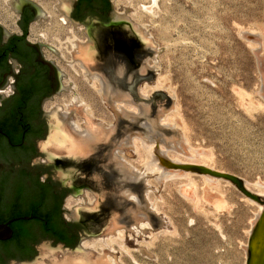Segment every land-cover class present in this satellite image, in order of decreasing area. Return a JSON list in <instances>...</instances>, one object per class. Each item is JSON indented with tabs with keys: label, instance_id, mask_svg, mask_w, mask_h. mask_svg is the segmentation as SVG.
I'll return each mask as SVG.
<instances>
[{
	"label": "rangeland",
	"instance_id": "374dc122",
	"mask_svg": "<svg viewBox=\"0 0 264 264\" xmlns=\"http://www.w3.org/2000/svg\"><path fill=\"white\" fill-rule=\"evenodd\" d=\"M151 3L152 0H122L120 6L113 3L116 10L130 17L136 27L134 34L153 51L132 89L116 92L105 80L112 94L108 103L115 110L124 98L132 101L127 104L131 110L127 117L120 109L115 117L112 107L91 91L71 43L60 45L50 39L60 47V67L67 74L64 84L74 85V79H78L89 97L87 102L96 110L93 120L116 124L112 140L102 143L89 156L96 158L88 160L90 163L104 169H91L89 164L91 170L85 171L74 160L60 162L55 170L68 187L75 185L76 179L79 185L96 181L97 188L84 187L82 195L71 194L68 202L74 207L86 201L97 202L96 210L107 220L101 234L86 239L84 246L92 240L109 242L118 236L112 248L106 242L97 248L88 247L98 254L116 253L122 264H246L250 231L259 210L257 202L233 183L223 179L208 181L196 171H182L184 175L166 178L168 167L161 162L159 170L149 171L147 162L151 159L140 144L139 150L133 144L126 153L119 150L117 141L132 136L157 140L153 141L155 148L164 157L187 165L207 164L234 174L250 190L264 196V0H157L152 11L143 8ZM136 13L142 18L137 19ZM67 21L59 23L65 28L63 34L59 33L63 41L74 33L78 43L86 41L87 36ZM49 22L50 18L37 21L33 32L43 33L54 19ZM139 25L142 30L137 29ZM91 47L98 56L94 44ZM91 67L103 73L98 60ZM75 89L60 95L64 112L68 103L63 99ZM134 111L138 112L133 114ZM73 113L74 120L84 122L82 115ZM49 135L50 132L41 144ZM181 147L186 148V154L179 151ZM111 151L123 155L134 172L144 171V176L133 179L132 184L119 159L109 162ZM61 170L71 178H62ZM190 182L194 188L186 197L182 188ZM123 188H130L142 204L139 206L135 198L123 194ZM136 207L150 217V228L141 234L132 232L141 224L135 219ZM65 214L69 217L68 212ZM111 220L118 223L113 233L109 230ZM119 230L124 231V240L119 238ZM46 243L54 249L62 245L42 240L37 243L39 253L31 260H11L8 264H32L47 258ZM75 248L60 247L54 257L61 261L74 256Z\"/></svg>",
	"mask_w": 264,
	"mask_h": 264
},
{
	"label": "flooded vegetation",
	"instance_id": "af4514ba",
	"mask_svg": "<svg viewBox=\"0 0 264 264\" xmlns=\"http://www.w3.org/2000/svg\"><path fill=\"white\" fill-rule=\"evenodd\" d=\"M20 1L17 9L9 5L13 19L0 11V217L3 220L0 224L12 219L15 220L9 223L10 226L17 220L30 222L32 242L29 247L32 250L15 246L6 248L5 243L13 234L7 239H0V264L34 257L37 253L38 228L42 236L68 247L79 244L86 231L82 222L74 221L65 214L72 209L67 207V202L74 194V186L68 187L54 177L55 168L62 161L51 160L43 148L45 142L41 144L51 126L52 113L56 110L60 112V93L65 90L60 47L46 39L44 33L33 32V26L39 19L50 18L49 23H52V17L41 1ZM54 1L52 10L60 23V0ZM113 3L114 0H71L69 16L65 15L68 19L66 23H71L82 33L85 34L87 30L97 33L98 64L108 73L116 71L120 59L132 64L135 58L142 60L144 56L141 46L131 45L129 28L124 25L126 15L116 10ZM131 36L137 38L136 34ZM92 159L89 157L75 164L85 171L104 169L88 161ZM93 160L96 161V158ZM86 162L88 164H84ZM94 182L80 185L97 188ZM75 183H78L77 179ZM17 193L21 194L20 206L24 210L33 200L40 199L41 209L51 210L55 214L53 222L58 223L66 233L67 242L44 233L43 225L47 220L40 213L10 217L16 205Z\"/></svg>",
	"mask_w": 264,
	"mask_h": 264
},
{
	"label": "bare ground",
	"instance_id": "6f19581e",
	"mask_svg": "<svg viewBox=\"0 0 264 264\" xmlns=\"http://www.w3.org/2000/svg\"><path fill=\"white\" fill-rule=\"evenodd\" d=\"M8 1L9 0H0V5L2 6V7H0V11L3 13L4 16H6L10 19H13V15L10 13V7L8 4ZM39 1L42 2V4L45 6V8L50 13L52 19H54V22H53L54 24L51 27L49 26V24L45 27V30L43 32L45 38L49 39V40L55 39L58 42V44H60V45H63L66 43H71L74 50L77 49L76 51L78 52L79 55H78V57H75V58L78 59L77 60V62H79L78 66L83 69V75L91 84V91L99 94L102 97L101 99H103L108 105H110L112 107L115 117H117L119 109H120V112L122 111V114H124L126 117L129 116L130 115L129 112L131 110L130 111L128 110L127 104L132 103L131 100H128L127 98H124L123 102L120 100L121 104L120 103L116 104L118 111L115 110L114 105L108 103L109 98H112V94H111L110 88L107 86V84L105 82V79L103 77V73L99 74L100 72L98 73L97 71L92 69L93 65L91 67L92 62L96 60V63H97V60H98L97 55H94V52L91 51V48L93 49V47H91V45L89 46L88 44L80 45L77 42V40H75V38H76L75 33L72 36L70 35V37L66 38V40L63 41V39L61 38V35L64 33L65 28L62 25V23L59 24V22L56 18L57 15L52 10V5L55 3V1L54 0H39ZM156 3H157V0H152V3L150 5H143V8L148 10V11H152L154 6L156 5ZM114 4H115V6H120L122 4V0H114ZM70 5H71V0H60V20H61V22L66 21L65 15L67 14V12H69V10L71 8ZM10 6L12 7V5H10ZM135 17L137 19L142 18V16L137 14V13H136ZM59 33H62V34H60V36H59ZM83 45H84V47H83ZM74 81H75L74 85H73V87H71V89L73 90L75 88L74 86H76L75 91L72 94L68 95L67 98L63 99L64 97H62V99L64 100L65 103H68L67 106H68L69 111L72 110L73 112H75L79 115H82V117L84 118L83 119L84 122L81 123L80 121L74 120L75 117L72 115L73 119H71L70 125H63L62 121L58 117V112H55L53 114V120L52 121L55 124L56 128H54L53 130L50 131V135L48 137V140L43 144V148H44V150L47 151L48 157L54 161L60 160V156H58V154L67 155L71 158L74 157L76 159H80V158H83L84 156L86 157L87 155H91L93 152L97 151L100 148V145L102 143L110 142L112 140L113 134L116 131V124L110 125L108 123L109 125H107V123L104 124L102 122H96L95 119L93 120V115H95L96 110L92 107V104L90 102H87V99L89 97H87V95L84 93L86 91L84 90L83 84L81 85L80 84L81 82L78 81V79L77 80L74 79ZM89 93H91V92H89ZM80 103L82 104L81 106H80ZM83 104H84V106H83ZM72 106H74V108ZM85 107H87L86 111L84 109ZM141 107H142V105H141ZM68 110L66 112H68ZM140 111L142 112V109ZM137 112L134 111L133 114H136ZM165 118L164 119L162 118L161 120L164 121ZM138 141H139V143L137 144ZM153 141H155V140L149 139V138H144L143 136L139 137V138L136 136H132V137H128L127 139H123L122 141H117L118 142L117 146L121 152L126 151V153H128L127 151L131 148V146L133 144H135L137 146L138 150H139V147L142 146L143 149L147 152L149 159H151L150 162H147V163H149V165L146 164L148 166V170L149 169L152 171L153 170H159L161 168L160 167L161 165L159 163L161 162L162 165H165L166 167H168L166 169L168 175L166 176V174H165L166 172L164 173L166 178L181 176V175H184V173H188V171H194V172L196 171V172L202 173L206 178H208V181L209 180L217 181V180L223 179V180L229 181L230 183H233L234 185H236L232 180H230L226 177H223V176L214 175L212 173H209L208 171L213 170V171H218L221 173H228V172L216 170V169L208 166L207 164H202V163L195 164V162H192L194 164L191 163V164L187 165L185 163L182 164V162H178L180 160L176 161V160H171L167 157H164V155H163L164 153H159L158 149L155 148ZM156 141H155V143H156ZM139 144H140V146H139ZM179 151L184 153V154L187 153L186 148H184V147L183 148L181 147L179 149ZM115 152L116 151H113L111 154H109V157H108L109 162L110 163L114 162L115 157H116V159H119L120 160L119 164L121 165V168L124 170L125 176L129 180H133V179L138 180L139 178L144 176V171H142L140 173H136V171L134 172L132 165L124 159L125 157L123 155L116 154ZM123 159H124V161H123ZM178 167H181V169L179 168V170H178ZM197 167H204L208 171H199ZM182 171H184V173H181ZM228 174H231V173H228ZM60 175L62 178H67V179L71 178L70 174H66V172L64 170L60 171ZM232 175H234V174H232ZM236 177H238V176H236ZM238 178L241 179L240 177H238ZM242 181L245 185V182L243 179H242ZM245 187L247 190L251 191L255 195L262 194V192L261 193L260 192H253L246 185H245ZM193 188H194L193 182L185 184L184 187L182 188L184 195L186 197H189L192 194ZM122 193L133 198V199L135 198V201H137V204L139 206L142 204V202L138 199V197L136 198V195L132 194V191L130 188H123ZM97 196L99 197V195H97ZM251 200L255 201L259 204V210H258L256 219H255V222L253 224V228L250 231L251 232L250 238H249V242L247 245L246 264H248V254H249L251 236H252L255 224H256L259 216L263 212V205L254 199H251ZM72 205L73 204L71 202L67 203V207L69 209H71V208L73 209L74 206H72ZM153 206L156 207V205H154V204H153ZM134 215H135L136 221L141 222V224L137 227H134L132 232L141 234L142 232L148 231V229L151 226V223L149 222L150 217H149L148 212L147 211L144 212L141 208L136 207V210H134ZM70 216H74L75 218L83 219V215L80 213L79 209H77V208H75V211L72 212V214H69V217ZM97 225L98 224L96 222L95 227H97ZM117 228H118V223L116 220H113L111 225H110V228H109L110 233L111 232L113 233L115 230H117ZM119 231H120L118 233L119 238L124 240V231L123 230H119ZM117 239H118V236H117ZM117 239L111 238V240L109 242L105 241L103 239L102 240L96 239V240L86 242L85 247L97 248V247L103 246L104 242H106L107 245L110 246L112 243L118 242ZM156 239L159 240L160 237H155V240ZM44 248L46 250L45 252L48 253L47 258L42 257L40 260H36L32 264H87L86 254H78L77 253V254H74V256H72V255L66 256L65 255L66 257H64V259L60 261V257L59 258L54 257L55 252H58V249H60V247H58V249H54L51 247L50 244L46 243V244H44ZM141 250H143V247H141ZM127 251L130 253V251L128 249H127Z\"/></svg>",
	"mask_w": 264,
	"mask_h": 264
},
{
	"label": "water",
	"instance_id": "95a60500",
	"mask_svg": "<svg viewBox=\"0 0 264 264\" xmlns=\"http://www.w3.org/2000/svg\"><path fill=\"white\" fill-rule=\"evenodd\" d=\"M8 4L12 5L13 9H17V8L20 7L21 1L20 0H9ZM125 15H126V13L124 14V16ZM66 16H69V12H67ZM120 18H121V20L123 19L122 17H120ZM124 19L126 20V23L124 25L128 26V28H129V33L128 34L130 36V40H132L131 41V43H132L131 45L134 44L133 46H135V47L136 46H138V47L141 46L143 51H144L143 52L144 56H143L142 60H137V58H135L134 63H132V64H130L128 61H125V60H121V59L118 60V63L116 65L117 67L115 69L116 71L113 70L111 73L110 72L109 73L105 72V70L103 69V66H102V70H103L104 77H105V80H106L107 84L113 90H115L116 92H120V93L126 92V91L132 89L135 86V84L137 83L138 76H139L141 70L146 65L147 59L153 55L152 49L146 43H144L138 37L136 38L134 36V38H133L131 36L136 31L135 30L136 27H134V23L131 21L130 17L128 15H126L124 17ZM40 22H41V19L38 20V23H40ZM108 25H110V24H108ZM142 28L143 27H141L140 25L137 26V29H141L142 30ZM85 35L87 36V40L86 41H80L79 44L80 45L88 44L89 46L94 44V48L97 49V51H98V47L99 46L97 45V42H96L97 33L91 32V30H87L85 32ZM83 47H84V45H83ZM153 47H155V46H153ZM76 50H74V52H77ZM75 59H77V58H75ZM108 74H112L113 75L112 78H111V76L109 77ZM61 75L63 77L67 76V74L64 71H61ZM72 86H73V84L70 83L69 85L63 86V88L65 90H67V89L71 88ZM60 95H61V93H60ZM55 112H58V117L62 121L63 125H70V121H71V119H73V117H72L71 113L63 111V106L62 105H60V112L56 110V111H54L52 113V115ZM52 115L50 117V122L51 123H49V124H51V126H50V128L48 130V133L51 130H53L54 128H56L55 124L52 121ZM89 156L90 155H87L86 157L84 156L83 158H80V159H76L74 157L71 158V157L67 156V157H63L60 160L62 162H64V163L75 162V161L76 162L77 161L78 162H82L83 160H87L89 158ZM197 168H198L199 171H208L204 167H197ZM208 172L212 173L214 175L223 176V177H226V178L232 180L237 185V187L246 196H248L251 199H254V200L258 201L259 203H261L263 205V212L259 216V218H258V220H257V222L255 224L252 236H251L249 254H248V264H264V196L260 195V194L259 195H255L251 191L247 190L245 185H244V183H243V181H242V179H239L235 175L228 174V173H221V172L213 171V170H209ZM53 175H54L55 178L59 179V181H60V178H59L56 170H55ZM130 181L132 182V184H135L133 182V180H130ZM73 186H74L73 187L74 194L76 196H79V195L83 194V188L84 187H82L79 184H75ZM85 188H91V186L88 185ZM100 197L101 196L99 195V197L97 199L99 202H100V200H99ZM95 204L96 205L91 204L90 202L86 201L84 203H79L78 205H76L73 210L72 209L69 210V214H72V212L75 211V208L79 209L80 213L83 215V219L75 218L74 216H71V217L74 219V221L82 222L84 224V226L87 228V229L86 228L84 229V231L85 230L86 231L83 234L81 242L78 244V246L75 245V246H69V247L75 248L77 246L72 252H74L76 254L77 253L78 254H86L87 264H122L118 260L116 253H111V252L105 251L103 254H98V253L94 252L93 250L89 249L88 247L84 246V241H86V239L94 237V236H98V235L101 234L102 227L105 225V223L107 221L105 219V217H100L99 212L96 210L99 207V205H97V202ZM12 220H15V219H12ZM82 220H85V221H82ZM11 221H9L7 223L0 224V239H7V238L12 236L13 229L9 225V223ZM96 222L98 224L97 227H95V223ZM36 232L38 233V242H40L42 240H46V239H51L50 237L42 236L41 233H40V228L36 229ZM58 243H60V242L52 240V244L56 245ZM60 247L62 248V247H66V246L64 244H62ZM67 250L69 251L70 249L67 248ZM38 253H39V250L37 249L36 255ZM32 258L24 259V260L20 259V260L21 261H26V260H31ZM13 260H19V259H13ZM37 260H40V258L37 259ZM10 261L11 260H9L8 263Z\"/></svg>",
	"mask_w": 264,
	"mask_h": 264
},
{
	"label": "trees",
	"instance_id": "16d2710c",
	"mask_svg": "<svg viewBox=\"0 0 264 264\" xmlns=\"http://www.w3.org/2000/svg\"><path fill=\"white\" fill-rule=\"evenodd\" d=\"M20 202H21V194L17 193L16 205L14 209L11 210L12 214L10 217L22 216L26 214L28 215L31 213H40L47 220V223L43 225L44 233L47 236L55 237L57 240H64L67 242L66 233L61 230L60 225L58 223L53 222V218L55 219L56 217L55 214L53 215V212L51 210L41 209L40 199L33 200L32 203H30L29 207L25 210L20 206ZM1 217H0V221H3ZM11 227L14 233L11 239H9L7 243H5L6 248L9 247L11 248L15 246L20 249L31 251L32 249L29 247V244L32 242L31 239L32 230H31L30 222L25 220H17L11 224Z\"/></svg>",
	"mask_w": 264,
	"mask_h": 264
}]
</instances>
